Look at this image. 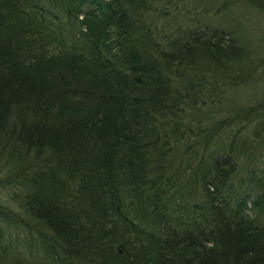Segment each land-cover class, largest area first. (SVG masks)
Wrapping results in <instances>:
<instances>
[{"label": "trees", "instance_id": "obj_1", "mask_svg": "<svg viewBox=\"0 0 264 264\" xmlns=\"http://www.w3.org/2000/svg\"><path fill=\"white\" fill-rule=\"evenodd\" d=\"M223 1L0 0V187L26 216L0 220L38 235L0 230V264H264V169L239 180L263 116L229 96L262 58Z\"/></svg>", "mask_w": 264, "mask_h": 264}, {"label": "rangeland", "instance_id": "obj_2", "mask_svg": "<svg viewBox=\"0 0 264 264\" xmlns=\"http://www.w3.org/2000/svg\"><path fill=\"white\" fill-rule=\"evenodd\" d=\"M193 2V0H192ZM223 0H200L198 8H203V6L212 5H222ZM216 3V4H215ZM231 13V17H227L229 26L234 32L242 33L247 42H250V46L256 56L262 58L261 62H257L255 70L251 69L255 75L253 78H248L244 76L247 81L243 84L235 85L230 89V98L238 112L250 111L252 115H262L263 122L260 125H255V122L248 124V132L254 126V128H264V4L261 8H255L248 5L246 0H229L226 4ZM188 8H190V0ZM237 28V29H235ZM251 72V71H250ZM249 76V75H248ZM227 90V89H226ZM226 97V93L224 92ZM227 104H219L215 106L213 110L204 108L199 111L197 119H199L203 125H211L222 119L228 114L226 109ZM232 112V111H231ZM243 166L239 173V180L249 179L251 171L255 170L256 173L264 169V137L257 139V144L254 149L250 150L248 155L243 157ZM1 167H4L0 164ZM6 174L0 171V178L4 179ZM19 187L13 185H6L5 187H0V203L4 206L9 207L14 210L16 215H24V211L19 205V196L16 191ZM26 217V216H25ZM20 219V218H18ZM23 224L12 223L8 219L0 220V230H2L5 235H11L15 240L21 239L22 242L33 244L37 243V233L36 229H33V233ZM1 233V231H0ZM2 234V233H1Z\"/></svg>", "mask_w": 264, "mask_h": 264}]
</instances>
